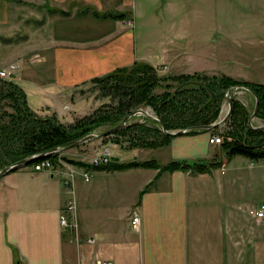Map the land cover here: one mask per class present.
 I'll list each match as a JSON object with an SVG mask.
<instances>
[{"label": "crops", "instance_id": "0c3cea01", "mask_svg": "<svg viewBox=\"0 0 264 264\" xmlns=\"http://www.w3.org/2000/svg\"><path fill=\"white\" fill-rule=\"evenodd\" d=\"M190 3L0 0V66H15L11 77L33 111L70 123L82 116L75 90L115 69L145 63L189 73L199 52L193 48L216 45L210 31L199 36L189 31ZM109 14L126 16L104 17ZM151 28L156 37L145 40V29ZM217 129L176 135L158 148L129 150L133 159L111 157L118 165H204L202 172L108 170L90 167L82 157L85 166L71 168L73 194L63 189L57 172L21 167L0 176V264H264V220L249 213L264 203V159L228 158L220 144L208 142ZM92 142L96 156L108 147L102 138ZM243 164L249 171L243 183L221 178L227 165ZM70 199L75 231L59 222Z\"/></svg>", "mask_w": 264, "mask_h": 264}, {"label": "trees", "instance_id": "16d2710c", "mask_svg": "<svg viewBox=\"0 0 264 264\" xmlns=\"http://www.w3.org/2000/svg\"><path fill=\"white\" fill-rule=\"evenodd\" d=\"M125 14L104 15L121 19ZM194 74L174 76L177 82L174 91L164 90L155 93L160 80L154 67L145 63H135L128 68H118L93 82L109 83L108 96L115 102L81 118L73 125L60 122L55 116L40 117L29 107L24 90L15 83L0 79V107L10 112L0 111V170L35 154L49 151L55 147H67L74 140L92 133L97 127H112L126 114L150 106L167 131L189 129L215 123L220 111V101L228 87H246L259 100L258 115L264 118V84L234 81L229 77H203V83L194 81ZM230 87V88H231ZM170 88V87H168ZM255 99V98H254ZM248 110L234 99L230 120L241 123L248 119ZM157 124V123H156ZM242 124V123H241ZM240 127V125H238ZM237 128V127H236ZM247 137L241 139L234 132H227L220 143L228 158L243 156L250 160L264 159V131L246 125ZM202 131L190 130L188 133ZM238 131V130H237ZM100 133V132H99ZM112 136H128L132 147L158 148L169 143L172 135L164 133L159 125L149 127L145 122H132ZM107 137L102 140L106 141ZM56 154L47 155L56 164ZM63 158V157H62ZM65 159V158H64ZM68 162H72L67 160ZM100 169L124 170L133 167L155 168L161 171L197 170L202 172L206 166H190L172 162L160 167L156 161L131 162L96 166Z\"/></svg>", "mask_w": 264, "mask_h": 264}, {"label": "rangeland", "instance_id": "374dc122", "mask_svg": "<svg viewBox=\"0 0 264 264\" xmlns=\"http://www.w3.org/2000/svg\"><path fill=\"white\" fill-rule=\"evenodd\" d=\"M190 2L189 6L193 5V19L189 31L193 32L195 36H199L201 32L210 31L209 36L213 38L212 40H214L216 45L203 47L202 50L199 49V46L193 48L195 51L199 50V52L194 55L192 67H188L189 69L191 68L188 70L189 73H185L183 68H177V70H175V68H173V66L170 67V65H167V67L160 66L161 69L160 67L157 68V77L162 81L158 83L160 87L156 88L154 92L161 93L164 90L174 91L177 87V82L172 80V78L178 76V74H199V76H194L192 79L200 83L204 82L202 78L205 76L209 78L224 76L234 81L249 83L260 82V84H264V0H190ZM204 10L206 12L202 14L201 11L204 12ZM145 30H149L147 31V36L144 37L145 40L153 39V37L155 39L156 33L154 28ZM174 31L178 32V30L174 29L170 32L173 33ZM104 76L105 75L100 76L98 79ZM0 79L9 83H15L12 77H0ZM109 85L108 82L90 81L80 89L75 90L76 93L79 94L81 100L82 109L80 112L82 116L74 117L72 122H66L64 124L73 125L76 121L94 113L96 110L106 105L113 104L115 101L107 94ZM230 87L224 92L226 93L229 91V94L233 92V101L235 99L242 104L243 107L248 110V115L250 116L254 110V96L244 88H238L233 91L235 86ZM225 93L220 101L221 107L215 122L220 121L227 113L228 103ZM139 109L146 110L149 114L156 117L153 109L149 105L141 106ZM0 111L1 113L4 111L8 113L11 110L6 107H0ZM37 115L40 117H50L40 114ZM69 118L70 116L64 117L63 121L65 122L69 120ZM129 122H145L149 127H156V125H158L155 121L143 115H136L132 117ZM241 123L237 124L228 118L218 127L216 134L223 140L225 133L234 132V134L239 135L241 139H245V137H247L246 125L249 126L248 119L242 120ZM238 125H240V127ZM252 125H264V118L256 114V117L252 120ZM107 128L108 126L97 127L92 133H99ZM174 131H179V129H175ZM92 141L58 153L56 163L62 168L71 169L74 168V166H85L83 162L85 161L88 163L90 161V167H92V162L97 158L100 159V157L104 155H109L112 158L117 156L120 159L129 160L133 159V157L130 156L133 155V151L129 150L139 148L145 149L142 147H132V143L136 142H131L128 136L109 135L106 141L103 140L105 144H108V147H102L101 149L99 148L100 146L97 145V148H99L98 152L100 153L96 156V144H93ZM63 156L66 158H62ZM82 157L84 161L80 159ZM67 158L72 159V162H68ZM59 159L62 160V162H59ZM136 159H139V157ZM110 161L105 164L102 163L101 165H107ZM1 165L0 163V167ZM235 167L236 168H233L227 165L223 169L224 175H222L221 178H229L230 182L233 183L240 182L241 180V183H243L248 177L249 171L245 170L248 166L243 164L242 167L238 168L237 165H235ZM216 173L221 175V170L219 169Z\"/></svg>", "mask_w": 264, "mask_h": 264}, {"label": "water", "instance_id": "95a60500", "mask_svg": "<svg viewBox=\"0 0 264 264\" xmlns=\"http://www.w3.org/2000/svg\"><path fill=\"white\" fill-rule=\"evenodd\" d=\"M238 88H244V89L248 90L251 93V90L249 88H246V87H243V86H241V87L235 86L233 91L237 90ZM225 97H226L227 103H228L227 113L220 121L215 122L213 124L206 125V126H197V127H193V128H189V129H182V130H179V131H167L158 118H156L153 115L149 114L146 110L136 109V110L126 114L117 124H115L112 127H109L107 129H105L104 131H102L100 133H90L88 135H85V136H83L81 138H78V139L74 140L73 142H71L65 148L55 147V148H53V149H51L49 151L32 155V156L24 158V159H22V160H20L18 162H15V163H13L11 165H8V166H6V167H4L3 169L0 170V176L6 174L9 171L16 170V169H19L21 167L28 166L31 163L37 161L38 159H41V158H43V157H45L47 155H50L53 152L59 153V152H62L63 150H66V149H71L73 147L81 146V145H83V144H85V143H87L89 141L96 140V139H99V138H103L105 136L112 135V134L122 130L126 126L130 125L131 124L129 122L130 119L132 117L136 116V115H143L144 117H147V118L155 121L160 126L161 130L164 133H166L168 135H172V136H176V135L187 133L191 129L192 130H198V129L214 130V129L218 128L220 125H222L230 117V115L232 113L233 92H231V94H229V91H227L225 93ZM254 98H255L254 110H253V112L251 113V115L248 118V125L254 130L264 131V125H260V126H253L252 125V120L256 117L257 111L259 109V100L257 99V97L255 95H254Z\"/></svg>", "mask_w": 264, "mask_h": 264}, {"label": "built area", "instance_id": "2783aa9c", "mask_svg": "<svg viewBox=\"0 0 264 264\" xmlns=\"http://www.w3.org/2000/svg\"><path fill=\"white\" fill-rule=\"evenodd\" d=\"M15 70V66L10 65L9 67H1L0 66V77H11L13 74V71ZM208 142L210 144H220L222 142V138L217 134H212L209 137ZM57 152H53L51 154H56ZM50 154V155H51ZM58 154V153H57ZM111 157L108 155H104L100 157V159H95L92 162V166H100L102 163L105 164L106 162L110 161ZM64 161V160H63ZM59 162H62V160L59 159ZM65 162V161H64ZM28 167L34 171H49L52 173H58L61 177L63 189L65 191H68L69 193L73 194V185H74V171L73 170H64L59 164H54L50 159H43L38 162H33ZM58 167V168H56ZM84 179L87 181L89 179L88 172H84L83 174ZM255 219L257 220H264V203L259 205L257 208L250 210L249 212ZM60 225L67 230L75 231L77 229V222L75 218V202L74 199H70L67 201L63 211L60 214L59 218ZM133 225L134 227H137L139 223V217L135 214L133 217ZM93 239L88 238L87 242H92ZM97 264H111L109 262L98 260Z\"/></svg>", "mask_w": 264, "mask_h": 264}]
</instances>
